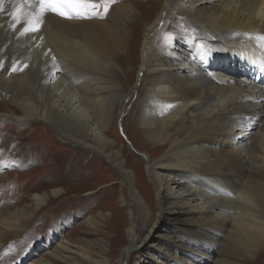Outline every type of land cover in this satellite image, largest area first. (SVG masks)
Masks as SVG:
<instances>
[{"label":"bare ground","instance_id":"6f19581e","mask_svg":"<svg viewBox=\"0 0 264 264\" xmlns=\"http://www.w3.org/2000/svg\"><path fill=\"white\" fill-rule=\"evenodd\" d=\"M92 3L99 6L98 14L89 3L73 4L65 6L70 15L48 11L38 31L25 32L37 8L22 0H3L2 116L14 123L42 121L60 137L107 156L131 189L132 175L120 151L106 153L115 150L106 130L129 97L136 70L140 89L129 117L152 153L132 171L143 172L148 190L130 191L134 211L125 225L117 222L116 246L129 255L144 242L139 231L151 234L155 212L161 216L168 211L173 216L164 220L194 244L213 247L222 240L258 264L264 258V0L154 3L155 16L141 26L139 58L126 73L132 45L137 44L131 33L136 23L130 20L131 1ZM175 12L185 18L190 38L196 39L185 44L186 49L179 38L168 46L155 41L166 16ZM122 72L125 84L120 89L113 77L120 78ZM14 186L0 185L12 189L9 195L16 203L26 202V189ZM60 194L54 188L33 195L34 210ZM5 197L1 193L0 198ZM9 207L0 209V249L6 247L8 234L23 229L31 208L23 205L13 214ZM135 218L144 224L136 226ZM105 225L95 230L100 241L105 239ZM42 257L28 264H110L104 257L90 259L85 250L74 251L68 243L57 244Z\"/></svg>","mask_w":264,"mask_h":264},{"label":"rangeland","instance_id":"374dc122","mask_svg":"<svg viewBox=\"0 0 264 264\" xmlns=\"http://www.w3.org/2000/svg\"><path fill=\"white\" fill-rule=\"evenodd\" d=\"M130 1L134 8L133 18L130 20L136 22L131 33L134 34L137 44L132 45L133 54L125 64V73L132 61L139 58L141 26L153 19L158 3L162 5L166 0ZM178 14L180 13H169L162 22L155 40L158 46H168L171 41L179 39L184 45L195 43L196 39L190 38L188 22ZM213 43L211 39L208 40V44ZM123 72L120 78L113 77L120 89L122 84H125ZM139 77L140 74L133 70L131 84L127 89L129 97L113 115L114 118L112 117L106 130V140L112 143L115 149L107 150L106 153L120 151V159L126 171L132 175L131 189L123 182L121 173L107 156L60 137L49 124L42 121L14 123L10 118L2 116L4 104L0 96V134L3 132L4 135H0V185L14 186L16 183V189L21 190V186L23 190L26 189L27 197L26 202L16 203L15 196L9 195L12 189L0 187V195L2 193L6 196L4 199L0 198V209L9 204L8 210L14 214L23 205L31 207L23 229L18 233L8 234L6 247L2 248L1 245L0 264H28L39 260L44 253L62 243H68L74 251L79 248L85 250L90 259L99 260L104 257L110 264H253L251 257L236 250L233 245L223 244L222 240L212 245L213 247H203L201 244H194L187 236H181L176 225L164 220L173 216L168 214V211L163 212L161 216L158 211L155 212L149 225L151 234L147 236L146 231H139L144 242L131 250L129 255L122 254L123 247L116 246L119 242L115 230L119 224L117 222L125 225L131 218L130 211H134L130 191L140 190L141 187L143 192L148 190L143 172L132 171L136 162L148 158L152 153L151 147L144 141L143 135L129 117L139 94ZM129 78L130 74H127V79ZM8 109L13 110L12 107ZM54 188L61 190L62 194L55 198L51 196L44 206L35 211L31 199L33 195L50 193ZM100 216L105 217L106 221L100 219ZM134 224L137 226L144 223L137 224L135 218ZM104 225L107 226L108 233L104 232L105 239L100 241V235L97 236L95 230ZM90 232L91 235L88 234ZM18 242L22 246H18ZM8 246L10 247L7 248ZM12 253L16 254L15 260ZM120 258L122 260L119 263ZM174 258H179L178 263ZM92 263H89V260L81 262ZM258 264H264V258Z\"/></svg>","mask_w":264,"mask_h":264},{"label":"snow or ice","instance_id":"6c2138e0","mask_svg":"<svg viewBox=\"0 0 264 264\" xmlns=\"http://www.w3.org/2000/svg\"><path fill=\"white\" fill-rule=\"evenodd\" d=\"M110 0H103V3L106 5ZM28 4L30 7H36L37 11L33 13V18L30 26L25 28V32L31 31L36 32L39 30V26L42 23V17L48 11L58 12L59 15H70L69 9L65 6H71L73 4L78 3H89L93 11L99 12V6L95 3H92V0H22V4ZM3 0H0V6H2ZM64 8V11H60L59 9ZM2 7H0V11H2ZM22 10V6H21ZM104 11H107V7H105ZM13 19L17 18V13L14 11L12 13ZM264 39V37H261ZM15 70V69H14Z\"/></svg>","mask_w":264,"mask_h":264}]
</instances>
